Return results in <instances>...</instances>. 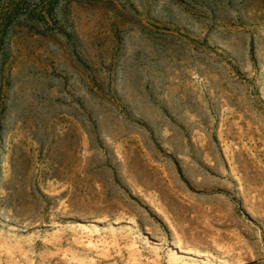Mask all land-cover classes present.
Instances as JSON below:
<instances>
[{"label": "rangeland", "instance_id": "374dc122", "mask_svg": "<svg viewBox=\"0 0 264 264\" xmlns=\"http://www.w3.org/2000/svg\"><path fill=\"white\" fill-rule=\"evenodd\" d=\"M0 264H264V0H0Z\"/></svg>", "mask_w": 264, "mask_h": 264}]
</instances>
